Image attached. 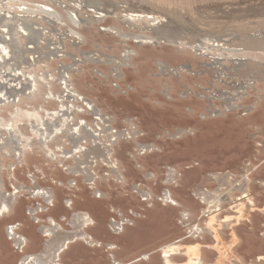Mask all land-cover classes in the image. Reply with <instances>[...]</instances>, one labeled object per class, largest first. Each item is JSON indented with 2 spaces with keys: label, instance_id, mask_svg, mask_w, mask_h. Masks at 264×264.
Returning a JSON list of instances; mask_svg holds the SVG:
<instances>
[{
  "label": "rangeland",
  "instance_id": "374dc122",
  "mask_svg": "<svg viewBox=\"0 0 264 264\" xmlns=\"http://www.w3.org/2000/svg\"><path fill=\"white\" fill-rule=\"evenodd\" d=\"M51 4L66 23L60 25V31L64 33L68 27H74L62 7ZM90 16H94L92 11L86 14L88 19ZM86 17L75 27L83 35L78 43L72 38V41L66 39L68 35L60 41V31L48 22L52 20L42 19L43 25L54 32L52 35L58 36L65 51L55 59L53 56L50 64L60 70L63 63L72 66L69 76L72 85L113 116L114 130H131L132 122L138 126L140 133L134 139L122 137L112 145L127 182L122 185L112 177L106 179L107 167L98 163L93 166L96 178L91 186L82 175L74 176L50 157H44L34 145L14 171L4 175L5 188L14 191V184L34 185L36 182L54 189L57 204L35 218L28 213L29 207L41 203L40 198H32L28 191L18 197L14 212L0 220V264H17L21 255L7 239L5 228L1 231L2 224L19 225L20 232L28 238L26 250H39L43 242L39 227L49 216H54L65 228H71L59 219L63 214L70 216L68 207L61 205V199L67 197L73 199L74 208L92 213L94 223L86 230L100 240V245L90 246L82 241L70 244L62 255L64 264H110L112 255L128 259L162 241L182 237L200 241L203 257L213 262L218 256L213 236L208 230L194 234L189 229L205 216L202 213L205 205L194 189L201 186L213 190L218 183L210 178L211 173L231 171L238 176L243 173L245 164L252 167L247 174L252 178L254 208L234 226L240 238L236 251L243 258V264H260L258 254H264V186L259 185L258 180L264 178V79L250 80L249 84H243L241 91L233 90L234 78L223 74L226 70L219 67V63L215 64L208 50L200 55L198 50L170 43L137 46L130 39L125 42L101 29L113 23L124 27L111 13L101 21H88ZM52 23L56 25V21ZM127 45L134 46L135 51L121 66L117 77L112 76L108 62L91 58L96 49L120 55ZM83 52H88L90 59H86ZM75 55H80L79 62ZM160 60L170 65L167 71L158 65ZM241 80L237 82L242 83ZM50 86L57 92L62 90L57 80H51ZM222 93H226L225 97L238 93V97L231 100L232 106L228 107L230 102L223 101ZM50 101L48 106L58 105L57 101V104L53 99ZM78 114L95 128L100 127L93 113L84 110ZM178 129H183V133L175 136ZM139 143L154 147L140 154ZM170 167L176 170L172 183L166 181ZM134 186L152 191V198L144 201L141 193L134 192ZM96 189L107 195L102 199L96 197ZM167 189L178 201L176 204L161 200ZM231 201L224 202L221 215L232 211L235 203ZM112 207L114 212L110 211ZM184 210L186 215L182 214ZM121 216L132 219L133 223L125 224L116 233L111 219ZM231 230L222 228L226 240L231 239ZM109 242L117 247L109 249ZM173 258L179 262L185 255L178 253ZM135 264H163V261L160 252H156ZM236 264L242 263L236 260Z\"/></svg>",
  "mask_w": 264,
  "mask_h": 264
},
{
  "label": "bare ground",
  "instance_id": "6f19581e",
  "mask_svg": "<svg viewBox=\"0 0 264 264\" xmlns=\"http://www.w3.org/2000/svg\"><path fill=\"white\" fill-rule=\"evenodd\" d=\"M51 3L62 7L74 27H68L64 33L60 31V25L66 23ZM88 11L94 14L90 16L91 21H101L110 13L114 15L124 27L113 23L101 29L114 33L125 42L130 39L137 46L170 43L198 50L200 55L208 50L215 64L219 63L218 66L226 70L223 74L234 78L233 90L241 91L243 84H249L250 80L264 79V0H0V220L14 212L18 197L25 191L32 198L41 200L37 206L29 207L28 213L35 218L57 204L54 189L36 182L34 185L14 184V191L5 188L4 175L12 173L34 145L44 157H50L52 162L61 164L74 176L82 175L91 186L96 178L93 166L98 163L107 167L106 179L112 177L122 185L127 182L121 160L113 154L112 145L122 137L134 139L140 133L138 126L132 122L131 130H114L113 116L72 85L69 79L72 66L63 63L60 70L50 64L53 56L55 59L65 52L60 41L66 35V39L72 38L76 43L82 39L83 35L75 27L81 24ZM44 18L56 21L54 25L46 19L51 26H56V31H60V41L58 36L52 35L54 32L50 28L43 25ZM134 51V46L130 45L120 55L96 49L91 58L108 62L112 76L117 77L121 66ZM87 53L83 52L85 58L90 59ZM75 56L79 62L80 55ZM158 65L163 71L170 68L164 60ZM239 79L243 80L242 83L237 82ZM51 80L58 81L61 92L51 88ZM237 97L238 93L231 94V97L224 96L223 101L230 102L227 103L230 107L231 100ZM51 99L58 105L48 106ZM84 110L94 114L100 125H96L98 129L78 116V112ZM182 133L183 129H178L175 136ZM153 147V144L139 143L137 151L146 153ZM250 165L245 164L243 173L238 176L231 171L211 173L210 178L218 183L213 190L201 186L194 189L205 205L202 209L205 216L189 229L194 234L208 230L213 236L218 253L215 261L203 257L200 241L182 237L162 241L128 259L112 255L110 264H135L156 252H160L163 264H228L234 258L235 264L236 260L243 264V258L236 251L240 238L234 226L248 217L254 205L250 187L252 178L247 174L252 169ZM175 175V168L170 167L166 181L174 182ZM258 183L264 186V178ZM133 189L141 193L144 201L152 198V191L138 186ZM94 193L101 199L107 195L98 189ZM161 200L178 202L169 189L164 191ZM230 200L235 203L232 211L221 215L224 202ZM61 205L68 207L71 213L68 217L63 214L59 219L71 228H65L54 216H49L47 222L40 224L43 242L36 251L26 250L28 238L20 232L19 225L2 224L1 231L5 228L7 239L21 254L17 264H64L62 255L70 244L82 241L90 246L100 245V240L86 230L94 223L92 213L74 208L71 197L61 199ZM114 210V207L110 208L111 212ZM182 214L186 215V210ZM130 223H133L132 219L126 216L111 219V227L116 233ZM223 227L232 229L230 240L223 236ZM107 247L115 249L117 246L109 242ZM178 253L185 255L183 261L173 258ZM258 255V261L264 264V254Z\"/></svg>",
  "mask_w": 264,
  "mask_h": 264
}]
</instances>
